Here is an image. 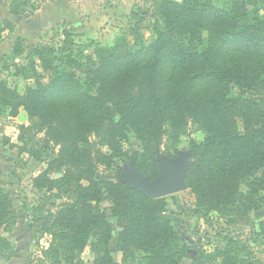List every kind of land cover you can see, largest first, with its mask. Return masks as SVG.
<instances>
[{"label": "trees", "instance_id": "trees-1", "mask_svg": "<svg viewBox=\"0 0 264 264\" xmlns=\"http://www.w3.org/2000/svg\"><path fill=\"white\" fill-rule=\"evenodd\" d=\"M27 3L12 0L10 12L23 14ZM149 12L154 39L147 44L140 30ZM132 15L135 26L113 47L90 53L64 27L62 38L36 47L16 66L17 77L35 81L24 92L0 78V110L26 111L23 149L41 145L44 154L32 152L47 158L34 186L60 201L44 221L51 264H85L80 253L92 239L94 264H117L105 199L120 229L124 264H181L186 257L190 264H262L245 256L244 245L235 249L233 239L206 256L190 252L167 198L147 197L122 183L121 174L122 164L133 161L156 179L162 159L179 156L192 127L203 134L201 141L188 138L185 183L195 196L194 213L264 218V0H152V10ZM7 27L12 24L0 23V39ZM23 49L20 39L13 53ZM131 132L142 150H126ZM16 220L0 173V232ZM258 228L264 236V219ZM10 248L0 237V250Z\"/></svg>", "mask_w": 264, "mask_h": 264}, {"label": "rangeland", "instance_id": "rangeland-1", "mask_svg": "<svg viewBox=\"0 0 264 264\" xmlns=\"http://www.w3.org/2000/svg\"><path fill=\"white\" fill-rule=\"evenodd\" d=\"M11 1L0 0V23L12 24L11 29L7 27L0 39V78L7 80L10 88H18L21 92L25 91L27 85L33 86L35 81L26 80L22 76L17 77L16 66L25 65L29 53L36 47L50 44L53 39L55 41L62 38L64 27H68L73 33L76 47L85 48L86 52L90 53L95 48L113 47L120 37H124L123 35L137 22L132 15L134 11H139V8L152 10V0H22L28 2L25 11L23 14L15 15L10 12ZM213 1L221 3L224 0ZM151 22L152 12H149L140 30L147 44L154 39ZM20 39L23 40L24 49L20 55H15L13 48ZM27 124L29 117L25 110L21 109L13 115L9 109L0 110L1 180L14 202L17 214L16 223L10 229L0 232V237H4L11 247L0 250V264H51L54 259V254L50 255L48 251L52 236L43 228L47 213L55 211L60 201L54 191L34 186V179L47 170L48 165L46 155L37 159L32 152L37 149L43 153L41 145L30 149L32 145L28 144L26 150L23 149L24 142L19 138V126ZM189 137L197 141L203 140V134L192 127ZM189 137L182 138L177 158L164 157L163 162L177 165L180 161L186 160L188 166ZM41 139L43 135H38L36 142H41L39 141ZM28 140L27 137L26 141ZM125 148L129 152L142 150L141 142L135 138L133 132L130 133V141ZM133 169L136 170L133 161L122 164L121 182L128 187L130 186L125 177L132 175ZM61 175L62 172L50 174L51 178H58ZM169 206L174 216L178 218L177 223L175 220L174 222L179 227V234L184 242L192 245L190 252L206 256L214 253L216 247H226L228 239H233L235 249L244 245L248 249L245 256L256 258L264 264V236L260 234L258 228L260 220L264 218L259 213L222 217L213 212L210 217L200 218L194 213L195 196L186 186L171 195ZM102 207L107 210L108 221L113 226L112 239L109 243L113 261L124 264L123 255L118 250L116 241L120 229L109 210L110 200L105 199ZM259 212L264 214V205ZM93 242L94 239L80 253V258L85 264H94L99 256L92 249ZM190 260L186 257L181 264H190Z\"/></svg>", "mask_w": 264, "mask_h": 264}, {"label": "water", "instance_id": "water-1", "mask_svg": "<svg viewBox=\"0 0 264 264\" xmlns=\"http://www.w3.org/2000/svg\"><path fill=\"white\" fill-rule=\"evenodd\" d=\"M162 171L154 180H149L142 173L133 169V174L125 177V181L128 183L130 188H134L139 192L145 194L150 198H169L174 193L182 190L185 186V173L187 171V162L182 160L177 165H173L171 162L161 163ZM187 187V186H186ZM168 212L173 216V219L177 223L178 218H176L168 205Z\"/></svg>", "mask_w": 264, "mask_h": 264}, {"label": "flooded vegetation", "instance_id": "flooded-vegetation-1", "mask_svg": "<svg viewBox=\"0 0 264 264\" xmlns=\"http://www.w3.org/2000/svg\"><path fill=\"white\" fill-rule=\"evenodd\" d=\"M193 253V252H192Z\"/></svg>", "mask_w": 264, "mask_h": 264}]
</instances>
